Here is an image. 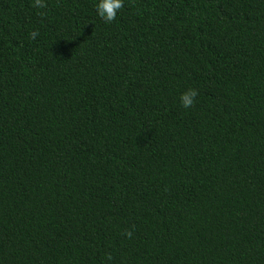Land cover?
I'll list each match as a JSON object with an SVG mask.
<instances>
[{"label": "trees", "instance_id": "16d2710c", "mask_svg": "<svg viewBox=\"0 0 264 264\" xmlns=\"http://www.w3.org/2000/svg\"><path fill=\"white\" fill-rule=\"evenodd\" d=\"M46 3L0 0V264H264V0Z\"/></svg>", "mask_w": 264, "mask_h": 264}, {"label": "clouds", "instance_id": "9594fccd", "mask_svg": "<svg viewBox=\"0 0 264 264\" xmlns=\"http://www.w3.org/2000/svg\"><path fill=\"white\" fill-rule=\"evenodd\" d=\"M32 6L35 8L45 9L47 8V3L46 0H33ZM123 7H124L123 0H98V3L96 5V12L97 15L101 19H103L105 23H111L116 19L118 11ZM40 15L43 16L45 15V13L41 12ZM38 35L39 32L33 30L30 33L29 38L35 40ZM197 96H198V91L196 89L190 88L186 90L180 96L181 106L185 109L192 107L195 103V98ZM123 235L131 239L133 236V232L129 230H125ZM106 259L111 260L112 259L111 254H107Z\"/></svg>", "mask_w": 264, "mask_h": 264}]
</instances>
